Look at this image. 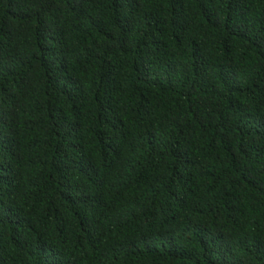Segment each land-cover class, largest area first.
Instances as JSON below:
<instances>
[{
    "label": "trees",
    "instance_id": "obj_1",
    "mask_svg": "<svg viewBox=\"0 0 264 264\" xmlns=\"http://www.w3.org/2000/svg\"><path fill=\"white\" fill-rule=\"evenodd\" d=\"M0 264H264V0H0Z\"/></svg>",
    "mask_w": 264,
    "mask_h": 264
}]
</instances>
